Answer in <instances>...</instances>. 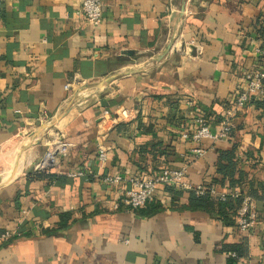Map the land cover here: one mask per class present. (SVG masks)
I'll use <instances>...</instances> for the list:
<instances>
[{"label":"crops","instance_id":"crops-1","mask_svg":"<svg viewBox=\"0 0 264 264\" xmlns=\"http://www.w3.org/2000/svg\"><path fill=\"white\" fill-rule=\"evenodd\" d=\"M101 1L102 21L90 26L80 0H0V232L21 233L0 247V264H264V201L253 199L248 232L188 208L164 185L153 199L163 208L152 214L122 202L129 179L162 167L187 166L189 183H209L219 151L233 145L243 187H264L261 97L236 114L228 137H182L198 116L218 132L243 74L264 68L255 51L264 0ZM191 41L199 50L182 53ZM119 107L135 116L100 118ZM56 136L73 144L69 153L35 172ZM242 241L248 254L230 260L224 246Z\"/></svg>","mask_w":264,"mask_h":264},{"label":"built area","instance_id":"built-area-1","mask_svg":"<svg viewBox=\"0 0 264 264\" xmlns=\"http://www.w3.org/2000/svg\"><path fill=\"white\" fill-rule=\"evenodd\" d=\"M101 0H80L77 14L82 20L90 25L96 26L102 21L103 7ZM199 50L200 46L196 45L194 41L187 43L184 48H181V52L184 54L191 53L192 49ZM257 54L264 58V44L259 45L255 49ZM75 82L81 81L78 77H75ZM264 96V68L257 71H246L242 77V86L236 92L233 101L226 107L224 112L221 128L218 132L213 133L206 120L203 117H196L194 119V127L190 133H182V137L190 138L194 142H201L204 139H221L226 138L230 134L233 128V118L241 111L251 97H263ZM135 116V110L119 107L113 112L108 109H102L100 112V118L112 120L113 123L118 120L126 121L131 120ZM112 128V125H105L103 135H100L97 139V159L100 163H103L107 159L108 147L101 141V137L106 136ZM73 144L69 141L60 140L58 136L54 137L47 143L46 148L42 155L39 157L37 163L34 166V170L37 173H49L52 167H54L59 160L67 153H69ZM194 153L199 156L203 153V149L200 147L194 148ZM81 171L70 173L71 176L81 175ZM187 166L174 167H162L156 173L150 175L147 178L133 177L129 179V188L125 191L124 198L122 200L126 208L131 210H137L144 208L147 203L154 199L155 190L158 185L173 186L181 191H191L195 195H202L209 192L211 195L216 196L219 200H225L227 197L237 198L241 197V204L237 210L236 224L237 228L241 232H248L255 224L257 218V212L255 208L254 200L246 193H241L235 188H218V187H206L203 184H191L186 180ZM121 178L119 176L105 177L106 182H117ZM21 233L17 230H2L0 232V247L10 241L17 238ZM230 256H236L234 252H228Z\"/></svg>","mask_w":264,"mask_h":264},{"label":"trees","instance_id":"trees-1","mask_svg":"<svg viewBox=\"0 0 264 264\" xmlns=\"http://www.w3.org/2000/svg\"><path fill=\"white\" fill-rule=\"evenodd\" d=\"M259 30L262 34L263 30ZM254 103L258 108H261L264 111V96L259 100H254ZM145 128L149 131L151 126L149 125ZM156 153H158L157 155L159 157L165 154L162 150L157 151ZM239 162V157L236 155V148L234 145L229 150L219 151L215 163V175L209 183H203V185L206 187L236 188L242 194L246 193L255 200L264 201V187L262 185L257 183L256 186H254L252 182H248V184L243 187V180L246 174L238 167ZM166 189L170 192L172 199L184 197L188 208L213 213L214 215H217L223 223L230 225L235 224L237 210L241 204V197H227L225 200H219L209 192L202 195H195L191 191L175 190L172 186H166ZM160 208L163 207L152 200L147 203L144 208L138 209L137 212L140 214H152ZM66 219L67 217L61 216V226L65 225ZM224 249L226 252H234L236 254V256H231L229 258L232 261L243 258L248 254L245 241L230 247L224 246Z\"/></svg>","mask_w":264,"mask_h":264},{"label":"bare ground","instance_id":"bare-ground-1","mask_svg":"<svg viewBox=\"0 0 264 264\" xmlns=\"http://www.w3.org/2000/svg\"><path fill=\"white\" fill-rule=\"evenodd\" d=\"M17 169V168H16ZM7 172V171H6ZM9 172V171H8ZM14 175V174H13ZM6 178V177H5ZM4 181V180H3Z\"/></svg>","mask_w":264,"mask_h":264},{"label":"water","instance_id":"water-1","mask_svg":"<svg viewBox=\"0 0 264 264\" xmlns=\"http://www.w3.org/2000/svg\"><path fill=\"white\" fill-rule=\"evenodd\" d=\"M192 54H193V52H192Z\"/></svg>","mask_w":264,"mask_h":264}]
</instances>
